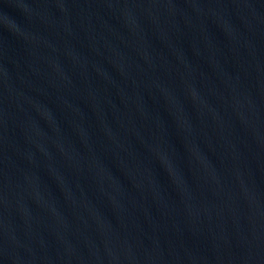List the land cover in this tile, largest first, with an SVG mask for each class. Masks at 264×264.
<instances>
[{
  "label": "water",
  "instance_id": "obj_1",
  "mask_svg": "<svg viewBox=\"0 0 264 264\" xmlns=\"http://www.w3.org/2000/svg\"><path fill=\"white\" fill-rule=\"evenodd\" d=\"M0 264H264V0H0Z\"/></svg>",
  "mask_w": 264,
  "mask_h": 264
}]
</instances>
